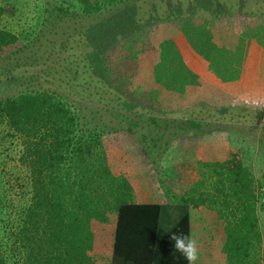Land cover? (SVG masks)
I'll return each mask as SVG.
<instances>
[{
    "label": "trees",
    "instance_id": "obj_1",
    "mask_svg": "<svg viewBox=\"0 0 264 264\" xmlns=\"http://www.w3.org/2000/svg\"><path fill=\"white\" fill-rule=\"evenodd\" d=\"M44 8L47 14L38 22L47 20L49 27L28 44L0 23V57L7 59L0 81L23 75L34 81L0 97L3 135L17 138V163L27 181L26 199L18 205L6 203L0 190V264H187L170 236H189V203L212 208L222 220L221 249L227 264H250L253 245L261 237L257 205L264 204V173L255 181L248 164L234 152L218 160L205 144L196 169L202 174L203 168L206 175L204 190L201 178L192 180L188 170L195 171V166L180 143L163 148V171L156 158L149 160L153 147H161L156 143L160 135L139 149L113 136L120 126L106 127L104 117L123 115L131 126L148 125L171 110L155 84L129 88L139 69L135 49L138 43L163 49L161 37L171 39L163 28L174 25L184 31L194 17L197 22L232 12L247 14L248 20L237 25L235 49L213 42L199 69L215 86L235 76L234 66L244 73L258 71L257 60L264 52V0H45ZM3 10L0 4V20ZM27 57L30 61H24ZM153 78L165 89L182 88L167 85L165 72ZM235 107L216 111L244 122L252 116L245 107L238 109L243 114ZM195 117H187L190 126L204 120ZM256 126L258 122L241 123L226 130L252 146L255 133L264 134V126ZM105 140L114 145L106 147ZM146 162L152 166L146 168ZM173 167L180 172L174 177L169 173ZM152 168L156 177L146 173ZM165 173L166 190L161 192L163 197L170 193L167 202L151 190L152 178L160 182ZM4 175L0 170V188ZM138 190L141 199L134 198Z\"/></svg>",
    "mask_w": 264,
    "mask_h": 264
},
{
    "label": "rangeland",
    "instance_id": "obj_2",
    "mask_svg": "<svg viewBox=\"0 0 264 264\" xmlns=\"http://www.w3.org/2000/svg\"><path fill=\"white\" fill-rule=\"evenodd\" d=\"M0 4L4 8L0 20L1 25L17 33L24 44H28L39 33L40 29L45 31V28L49 27L47 20L42 21V23L38 22L43 20V17L47 14L44 8L45 0H0ZM245 16L247 14H243V12H232L226 17H207L208 20L203 19L204 22L207 21L204 25H201L202 19L195 22L194 17L183 28L185 29L184 31L174 25L164 27L163 31L169 32V38L171 39H167V36L161 37L167 39H163L164 41L161 46L166 45L163 49L158 48L157 45H153L151 49H147L140 47V43H138L137 46L139 48L136 47L135 49V60L139 65V69L129 79V88L140 90L156 86L155 88L159 96L164 99L168 106L171 105V110L160 113L156 124L147 125L142 123L136 126H131L128 123L130 119L123 115L119 117L113 116V114L106 115L104 117L106 127L120 126L117 131H114L117 134H113V136L116 138L121 137V142L135 144L139 149H142L141 145L151 146L154 143L150 139L151 137L160 135V139L156 143L161 147L157 150L156 147H153L155 151L150 153L149 160L150 157L156 158L158 166H162L163 171L166 168L162 164V161L165 160V157L162 156V150L165 146L180 143L183 152L192 157L196 154L195 150H202L203 144L207 143L211 145L212 151L218 160L224 159V157L229 155V152H234L237 158H242L248 164L255 181L260 180L262 173H264V134L255 133L252 137V146H247L245 139L241 138L239 140V137L235 135L236 133H233L229 129L226 130V128H237L241 123L247 125L250 123L255 124V122H258V126H256L258 129L261 124L264 126V105L261 104L264 101V92L253 91L244 84L239 83V79L235 78L233 82L237 84L236 94L239 95V98L232 100L230 96L229 99H225V95L221 92V89H218L209 80L207 74L205 75L202 73L203 71H199L200 67L207 61L208 51L213 46V42L226 49L234 43L237 25L240 26L242 21L248 20ZM52 18L48 17L47 19ZM193 22V28L190 29ZM153 33L154 31L149 32L148 35L151 36ZM25 34H27V37ZM157 35L155 34V38H158ZM17 54L20 55L21 51ZM11 60L13 59L11 58ZM6 61L7 59L0 57V69L4 64L7 65ZM24 61H30L29 57L25 58ZM181 66L184 68L178 69ZM163 72L168 76L167 85L182 88L171 90L162 87L161 83L157 85L153 77ZM245 73L247 74V71ZM32 84H34V81L28 82V76L24 75L17 79L1 80L0 97L17 90H23L26 85L31 86ZM168 97L172 98V100ZM229 103L231 104L230 106H236L237 110L240 107H245L249 110V115L253 117H247L244 122L240 116L235 114L228 118L223 113L216 111L217 108L222 107L221 109H223ZM257 103H259V107L256 106ZM257 109L259 110L257 111ZM206 110L211 114L207 115ZM238 111L243 114V110ZM255 111L259 112L260 115L254 113ZM189 116H196L195 119L200 121L204 117V120L196 127L190 126L186 121ZM129 126L132 128L133 133L130 132V128H127ZM5 132L6 127L0 124V135L2 134L0 136V170H5V182L2 184L0 190L5 194L4 200L6 203L18 205L27 196L24 195L27 192V181L26 177H24L26 175L22 167L17 163V155L19 153L18 140L15 137L8 138L4 136ZM141 132L146 135L144 138L139 135ZM111 133L113 131L106 134ZM128 136L130 137L129 141ZM258 137H262V140H258ZM141 139H143L142 142H140ZM105 141L106 147L111 143L114 145L112 141ZM156 152L158 153L157 156ZM143 155L145 156V152ZM174 159L176 162L178 161L177 157ZM2 161L3 163H1ZM146 164L144 165L146 168L148 165L152 166V163L146 162ZM149 172L146 171L151 176L156 173L154 168L150 169ZM188 172L191 178L197 173L196 169L195 171L188 170ZM169 173L174 177L179 175L180 172L178 170L175 171V167H173ZM167 174L165 173V176H163L164 181H153L152 178L154 188H152L151 182V190L153 189L154 193L160 192L161 188L167 184ZM141 179L137 177L139 186L143 185V180ZM261 181H263V178H261ZM182 182L184 183L185 181L183 180ZM158 196L160 197L161 195ZM134 198H143V193H140L138 190V193L135 192ZM261 199H264V196ZM259 205H257V215L261 237L260 241L253 245V250L250 254L252 259L250 264H264V204L263 207L261 206L262 208ZM213 212L209 211V213Z\"/></svg>",
    "mask_w": 264,
    "mask_h": 264
},
{
    "label": "crops",
    "instance_id": "obj_3",
    "mask_svg": "<svg viewBox=\"0 0 264 264\" xmlns=\"http://www.w3.org/2000/svg\"><path fill=\"white\" fill-rule=\"evenodd\" d=\"M236 30L238 29L236 28ZM236 44L237 42L235 36L234 43L230 47H227L228 50L235 49ZM205 63L203 64L204 66ZM257 64L260 68L258 71L253 70L252 74H250V72H247V74L246 73L242 74L240 70L236 71V67L233 64L231 63L229 64L234 66L235 69H233V72H235V76L230 77L228 80L223 81L221 85L220 84L218 85L221 87H217L218 89L219 88L221 89V92H223V94L225 95V99H229L230 96L232 97L231 98L232 100L233 99L237 100V98H239V95L236 94L237 84L236 82H233L235 78L239 79V83H241L242 85L244 84L253 91L264 92V52L261 53V55L258 57ZM199 71L200 72L203 71L202 73H204L205 75L207 74V72L204 70L202 71L199 70ZM248 79H252V81L249 82ZM247 95L249 94L247 93ZM220 97L222 96L220 95ZM261 104L264 105V101L261 102ZM229 105L231 104L229 103L228 106ZM205 144H203V146ZM207 145L211 146L210 144ZM195 151L196 154L192 157H189V155H187L186 153L184 154L185 156L187 155L186 157L187 160L194 164L195 169H198L199 162L201 161V157H202L201 156L202 150L199 149ZM196 171L197 173H195V175L192 177V180L196 179L197 177L201 178L202 179L201 188L207 190L206 188L207 186H205L206 175L203 174V168L201 175L199 174L200 173L199 170ZM160 176L161 179H163V176L165 175L161 174ZM165 188H166V184L163 186V188H161L160 192L166 190ZM168 193L166 192V196L164 197H163V193L161 194L160 198L161 199L163 198L165 202L169 200L170 195H168ZM133 195H135V192H133ZM209 211L213 212L214 210L212 208L207 207L204 204H194V203L188 204L189 236H191V238L196 240L198 253H199V259L196 262V264H227L226 253L221 249V245L224 240L223 222L220 218L217 217L215 211L213 213H209Z\"/></svg>",
    "mask_w": 264,
    "mask_h": 264
},
{
    "label": "clouds",
    "instance_id": "obj_4",
    "mask_svg": "<svg viewBox=\"0 0 264 264\" xmlns=\"http://www.w3.org/2000/svg\"><path fill=\"white\" fill-rule=\"evenodd\" d=\"M259 107V103L256 104ZM170 239L174 241V249L187 261V264H196L199 259L197 242L191 236L173 233Z\"/></svg>",
    "mask_w": 264,
    "mask_h": 264
}]
</instances>
